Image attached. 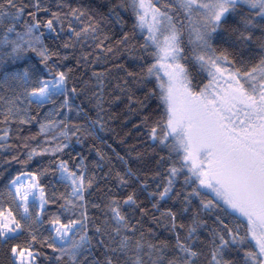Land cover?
I'll return each mask as SVG.
<instances>
[{
  "label": "snow or ice",
  "instance_id": "obj_1",
  "mask_svg": "<svg viewBox=\"0 0 264 264\" xmlns=\"http://www.w3.org/2000/svg\"><path fill=\"white\" fill-rule=\"evenodd\" d=\"M0 264H264V0H0Z\"/></svg>",
  "mask_w": 264,
  "mask_h": 264
},
{
  "label": "trees",
  "instance_id": "obj_2",
  "mask_svg": "<svg viewBox=\"0 0 264 264\" xmlns=\"http://www.w3.org/2000/svg\"><path fill=\"white\" fill-rule=\"evenodd\" d=\"M98 3H107L109 0H96ZM138 95L142 94L138 93ZM81 101H77L80 103ZM83 103L88 104V98H83ZM91 108V105H88ZM92 118H95V111L93 110L90 113ZM104 118L107 121V129L104 132H100L99 136L103 139H94L89 138L86 141V146L81 149L79 145H77V151H83V153L88 156L89 160L95 155V151L97 149L103 151L107 156L112 157L113 163L117 164L118 162L115 159V152L124 155L126 152H129L133 147L137 149H142L143 145L140 143L139 134L134 127V124L138 122V118L136 117L134 112H129V109L126 105L121 104L119 108H116L114 105H109V103L105 102V114ZM77 122L84 123L83 119L77 118ZM89 149H91L92 155H89ZM113 149L115 152H113ZM106 170V169H105ZM154 225H145V227ZM157 232H163V228H156Z\"/></svg>",
  "mask_w": 264,
  "mask_h": 264
}]
</instances>
